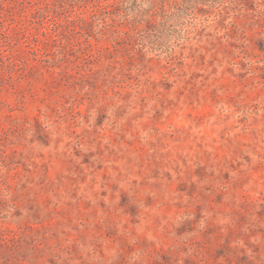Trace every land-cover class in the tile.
Listing matches in <instances>:
<instances>
[{
    "label": "rangeland",
    "instance_id": "obj_1",
    "mask_svg": "<svg viewBox=\"0 0 264 264\" xmlns=\"http://www.w3.org/2000/svg\"><path fill=\"white\" fill-rule=\"evenodd\" d=\"M0 264H264V0H0Z\"/></svg>",
    "mask_w": 264,
    "mask_h": 264
}]
</instances>
